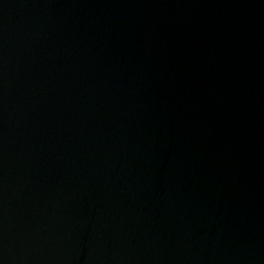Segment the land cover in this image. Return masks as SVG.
Segmentation results:
<instances>
[{"label": "water", "instance_id": "obj_1", "mask_svg": "<svg viewBox=\"0 0 264 264\" xmlns=\"http://www.w3.org/2000/svg\"><path fill=\"white\" fill-rule=\"evenodd\" d=\"M0 264H264V0H0Z\"/></svg>", "mask_w": 264, "mask_h": 264}]
</instances>
